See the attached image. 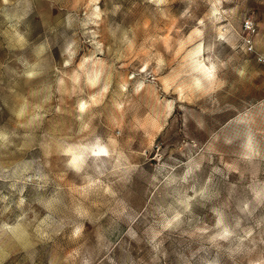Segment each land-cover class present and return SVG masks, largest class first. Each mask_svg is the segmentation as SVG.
Returning a JSON list of instances; mask_svg holds the SVG:
<instances>
[{"label":"rangeland","instance_id":"374dc122","mask_svg":"<svg viewBox=\"0 0 264 264\" xmlns=\"http://www.w3.org/2000/svg\"><path fill=\"white\" fill-rule=\"evenodd\" d=\"M0 264H264V0H0Z\"/></svg>","mask_w":264,"mask_h":264},{"label":"built area","instance_id":"2783aa9c","mask_svg":"<svg viewBox=\"0 0 264 264\" xmlns=\"http://www.w3.org/2000/svg\"><path fill=\"white\" fill-rule=\"evenodd\" d=\"M244 27L248 31H253L254 29L253 24L250 21H245ZM246 43L248 46L251 44L249 38L246 39Z\"/></svg>","mask_w":264,"mask_h":264},{"label":"bare ground","instance_id":"6f19581e","mask_svg":"<svg viewBox=\"0 0 264 264\" xmlns=\"http://www.w3.org/2000/svg\"><path fill=\"white\" fill-rule=\"evenodd\" d=\"M101 154V153H100Z\"/></svg>","mask_w":264,"mask_h":264}]
</instances>
